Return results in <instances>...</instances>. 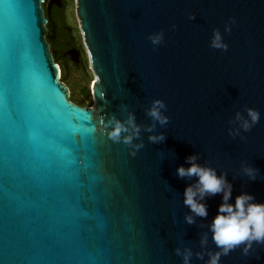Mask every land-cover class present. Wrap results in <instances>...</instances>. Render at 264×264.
Masks as SVG:
<instances>
[{
    "label": "water",
    "instance_id": "95a60500",
    "mask_svg": "<svg viewBox=\"0 0 264 264\" xmlns=\"http://www.w3.org/2000/svg\"><path fill=\"white\" fill-rule=\"evenodd\" d=\"M43 2L0 0V264H183L175 249L201 251L200 224L222 203V194L206 197L207 218L185 222L184 191L197 178L177 169L191 155L227 173L230 203L246 193L264 204V0H76L97 77L93 107L71 101ZM230 18L237 23L226 33ZM213 29L227 52L210 47ZM160 31L154 51L148 37ZM157 99L170 123L151 134L163 133V143L142 132L132 157L108 139L104 122L125 119L122 105L148 125ZM245 107L260 121L233 139L229 120L246 117ZM242 165L258 170L254 181ZM211 235L206 251L215 252ZM241 250L220 264H264V245L247 257Z\"/></svg>",
    "mask_w": 264,
    "mask_h": 264
},
{
    "label": "clouds",
    "instance_id": "9594fccd",
    "mask_svg": "<svg viewBox=\"0 0 264 264\" xmlns=\"http://www.w3.org/2000/svg\"><path fill=\"white\" fill-rule=\"evenodd\" d=\"M189 20H195V14L189 15ZM237 22L235 18H230L225 24L224 31L231 33L232 26ZM173 29L176 25L172 26ZM153 45V50H158V46L164 42V32H156L148 37ZM210 47L216 50L227 52L228 45L224 42L223 36L219 29H213V36L210 41ZM121 111L126 113V118L121 120L115 115L104 122V129L108 139L114 144L122 143L130 149V155L135 157L137 153L144 148L142 132L150 133L148 141L151 144H161L165 141V135L151 134L157 130V125L161 128L166 127L170 123V118L164 113L167 112V106L162 100H154L151 106L146 110L145 115L151 119L152 123L141 125L136 123V116L133 112L128 111L127 106L122 105ZM243 115L237 111L234 118L229 120V124L233 127L229 128L228 134L233 139L240 137L241 132L247 133L259 123L260 113L256 109L245 107ZM92 131H96L95 128ZM134 141H140L135 143ZM200 159L199 154L191 155L186 158V162L190 167H179L177 175L179 178L197 181L186 187L184 191L183 205L190 210V214L184 216V220L188 225L196 223V218L206 219L208 216V206L205 201L206 197H214L222 194V203L218 208V213L210 225L200 224L201 228H208L201 234L199 252H193L191 248L185 247L181 249L177 247L175 254L182 258L183 264H191L193 256L196 259L204 260L205 255L208 259L206 264H220L221 258L230 255L233 251L241 248L242 256H249L253 245H264V204L254 202L255 198L249 194H241L235 198V203L229 201L232 198L233 186L226 179L227 173L221 172L218 176L216 169L205 165H201L197 161ZM240 172L248 177L249 180H255L258 170L247 165H242ZM236 177H233L235 179ZM209 232L211 239L218 251H206Z\"/></svg>",
    "mask_w": 264,
    "mask_h": 264
},
{
    "label": "flooded vegetation",
    "instance_id": "af4514ba",
    "mask_svg": "<svg viewBox=\"0 0 264 264\" xmlns=\"http://www.w3.org/2000/svg\"><path fill=\"white\" fill-rule=\"evenodd\" d=\"M41 7L47 20L45 27L52 33L50 37H46V40L55 62L58 59L59 63H63L66 67L80 71L85 65L88 52L85 41L81 39V29L74 25L69 0H44Z\"/></svg>",
    "mask_w": 264,
    "mask_h": 264
},
{
    "label": "rangeland",
    "instance_id": "374dc122",
    "mask_svg": "<svg viewBox=\"0 0 264 264\" xmlns=\"http://www.w3.org/2000/svg\"><path fill=\"white\" fill-rule=\"evenodd\" d=\"M69 3L73 15L74 25H76V27L80 29L79 20L76 16V0H69ZM81 39L84 41L82 33ZM59 65L62 71V76L64 75V78L66 79V85H68L71 89V99H73L74 102H80L86 98V107H93V87L94 83L97 81V77L94 75L91 69L88 53L85 58V65L80 71H76L73 68H68L63 63H59Z\"/></svg>",
    "mask_w": 264,
    "mask_h": 264
},
{
    "label": "trees",
    "instance_id": "16d2710c",
    "mask_svg": "<svg viewBox=\"0 0 264 264\" xmlns=\"http://www.w3.org/2000/svg\"><path fill=\"white\" fill-rule=\"evenodd\" d=\"M56 64L59 65V60H58V59H56ZM62 82L66 84V79L64 78V75L62 76ZM85 95H86V92H85ZM85 99H86V98H85ZM85 99L82 100V101H80V102H75V103H78V104H80V105L86 106V100H85ZM71 101L74 102L73 99H71Z\"/></svg>",
    "mask_w": 264,
    "mask_h": 264
},
{
    "label": "bare ground",
    "instance_id": "6f19581e",
    "mask_svg": "<svg viewBox=\"0 0 264 264\" xmlns=\"http://www.w3.org/2000/svg\"><path fill=\"white\" fill-rule=\"evenodd\" d=\"M62 72V71H61Z\"/></svg>",
    "mask_w": 264,
    "mask_h": 264
}]
</instances>
